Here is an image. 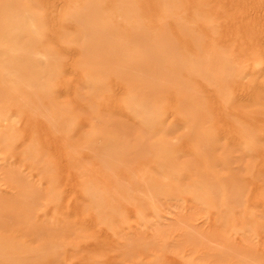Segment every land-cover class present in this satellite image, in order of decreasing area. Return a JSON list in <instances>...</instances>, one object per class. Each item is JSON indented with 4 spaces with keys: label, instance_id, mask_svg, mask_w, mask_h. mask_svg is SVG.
<instances>
[{
    "label": "rangeland",
    "instance_id": "rangeland-1",
    "mask_svg": "<svg viewBox=\"0 0 264 264\" xmlns=\"http://www.w3.org/2000/svg\"><path fill=\"white\" fill-rule=\"evenodd\" d=\"M11 1L0 264H264V0ZM138 140L156 146L125 155Z\"/></svg>",
    "mask_w": 264,
    "mask_h": 264
},
{
    "label": "bare ground",
    "instance_id": "bare-ground-1",
    "mask_svg": "<svg viewBox=\"0 0 264 264\" xmlns=\"http://www.w3.org/2000/svg\"><path fill=\"white\" fill-rule=\"evenodd\" d=\"M8 1H9V0H8ZM27 1H28V0H27ZM27 1H26V2H27ZM32 1H33V0H32ZM226 1H227V0H226ZM10 2H12V1L10 0ZM91 2H93V1H91ZM142 2H143V1H141V2H139V3L135 2V4L139 6L140 3H142ZM0 3H1V2H0ZM17 3H18V1H17ZM20 3H21V1L19 2V4H20ZM22 3L25 4V1L22 2ZM36 4H37V3H36ZM36 4H35V5H36ZM226 4H227V3H226ZM0 5H1V4H0ZM15 5H16V4H15ZM21 5H22V4H21ZM27 5H28V4H27ZM38 5H39V3H38ZM227 5H228V4H227ZM227 5H226V8H228ZM22 6H23V5H22ZM39 6H40V5H39ZM88 6H89V5H88ZM12 7H13V5H12ZM35 7H36V6H35ZM91 7H92V6H91ZM95 7H97V6H95ZM13 8H15V7H13ZM18 8H19V7H18ZM29 8H30V6H29ZM29 8H28V9H29ZM33 8H34V7H33ZM43 8H44V7H43ZM94 9H95V8H94ZM7 10H8V9H7ZM95 10H96V9H95ZM26 11H28V10H26ZM81 11H82V10H81ZM91 11H92V10H91ZM137 11H138V10H137ZM9 12H10V11H9ZM10 13H11V12H10ZM73 13H74V12H73ZM81 13H82V12H81ZM6 14H7V13H6ZM12 14H14V13L12 12ZM18 14H19V13H18ZM28 14H29V13H28ZM28 14H27V17L30 18L31 16L28 15ZM48 14H49V13H48ZM78 14H79V13H78ZM86 14H87V13H86ZM0 15H1V14H0ZM31 15L33 16V14H31ZM69 15H70V14H69ZM71 15H73V14H71ZM71 15H70V16H71ZM7 16H8V15H7ZM7 16H5L4 18H3V14L0 16V27H1V25H2V26L5 25L4 22H5L6 20H10ZM10 16H11V15H10ZM14 16H16V15L14 14ZM51 17H52V16H51ZM74 17H75V16H73V18H74ZM12 18H13V17H12ZM12 18H11V20L13 21V19H14L15 17H14L13 19H12ZM31 18H32V17H31ZM15 19H16V18H15ZM17 19H18V18H17ZM49 19H50V18H49ZM49 19H48V21H49ZM68 19H69V18H68ZM76 19H77V17H76ZM29 20H30V19H28L27 22H28ZM77 20H79V18H78ZM237 20H238L237 18H234L232 21H233V22H236ZM30 21H33V20L31 19ZM51 21H52V20H51ZM84 21H86V20H84ZM14 22H16V21L14 20ZM14 22H12V23H14ZM18 22H19V21H18ZM81 22H82V21H81ZM86 22H87V21H86ZM19 23L22 24V22H19ZM30 24H32V22H31ZM82 24H84V23H82ZM94 24H95V23H94ZM94 24H93V25H94ZM19 25H20V24H19ZM19 25H18V26H19ZM86 25H87V24H86ZM7 26H8V25H7ZM10 26H11V24H10ZM16 26H17V25H16ZM18 26H17V27H18ZM87 26H88V25H87ZM91 26H92V24H91ZM230 26L233 27V28H236V27H237V24H236V23H231ZM39 27H40V26H39ZM39 27H38V28H39ZM88 27H89V26H88ZM228 27H229V26H228ZM4 28H6V27H4ZM28 28H29V26L26 27V29H28ZM95 29H96V28H95ZM240 29H241V28H240ZM17 30H18V29H17ZM34 30H35V29H34ZM185 30H186V29H185ZM232 30H233V29H232ZM82 31H83V30H82ZM103 31H104V30H103ZM183 31H184V29H183ZM35 32H36V31H35ZM90 32H91V31H90ZM139 32H140V31H139ZM142 33H143V32H142ZM50 35L52 36L51 33H50ZM83 35H84V34H83ZM135 35H137V33H136ZM140 35H142V34H140ZM143 35H144V34H143ZM28 36H29V37H33V35H31V34L28 35ZM48 36H49V35H48ZM137 36H139V35H137ZM137 36H136V37H137ZM25 37H26V36H25ZM25 37H24V39H23V37L21 36V39H23V40L25 41ZM140 37H141V36H140ZM145 37H146V36H145ZM26 38H27V37H26ZM91 38H92V37H91ZM141 38L143 39V36H142ZM103 39H104V38H103ZM137 39H139V38L137 37ZM137 39H136V40H137ZM145 39H146V38H145ZM95 40H96V39H95ZM106 40H107V39H106ZM129 40H130V38H129ZM21 41H22V40H21ZM69 41H71V40H69ZM137 41H138V40H137ZM139 41H140V40H139ZM139 41H138V42H139ZM83 42H85V41H83ZM20 43H21V42L15 41V44H16L15 46H16V47H17V45L19 46ZM128 43H129V42H128ZM131 43H132V42H131ZM140 43H141V42H140ZM21 44H22V43H21ZM68 44H69V43H68ZM79 44H80V43H79ZM166 44H167V42H166ZM166 44H165V45H166ZM170 44H171V43H170ZM170 44H169V45H170ZM172 44H173V43H172ZM2 45H3V44H2ZM81 45H83V44H81ZM95 45H96V44H95ZM167 45H168V44H167ZM3 46H4V45H3ZM15 46H14V48H16ZM4 47H5V46H4ZM8 47H9V46H8ZM31 47H32V46H31ZM6 48H7V45H6ZM11 48H12V46H11ZM20 48H21V47H20ZM82 48H83V49H81V50H82L83 53H86V52H88V50H89L88 47L84 48V46H83ZM9 49H10V48H9ZM21 49H22V48H21ZM105 49H106V48H105ZM15 50H16V49H15ZM26 50H27V49H26ZM76 50H77V49H76ZM3 51H4V48H2V47L0 46V56H2V54L4 53ZM113 51H114V50H113ZM25 52H26V51H25ZM25 52H24V53H25ZM90 52H91V51H90ZM100 52H101V50H100ZM24 53H23V54H24ZM25 54H29V50H28V52L25 53ZM104 54H105V52H104ZM111 54H112V53H111ZM117 54H118V53H117ZM85 55H86V54H85ZM105 55H106V54H105ZM86 56H87V55H86ZM102 56H103V55H102ZM107 56H108V55H107ZM114 56H115V55H114ZM112 57H113V56H112ZM108 58H109V57H108ZM4 59H5V58H4ZM128 59H129V58H128ZM101 60H102V59H101ZM0 61H1V60H0ZM98 61H99V60H98ZM127 61H128V60H126V63H127ZM129 61H130V59H129ZM129 61H128V62H129ZM143 61H146V60L143 59ZM96 62H97V61H96ZM122 62H123V61H122ZM130 62H132V61H130ZM13 63H14V62H13ZM114 63H115V62H114ZM118 63H119V62H118ZM126 63H125V64H126ZM97 64H98V63H97ZM103 64H104V63H103ZM103 64H102V65H103ZM120 64H121V63H120ZM133 64H134V63H133ZM99 65H100V64H99ZM127 65H129V64L127 63ZM96 66H97V65H96ZM130 66H131V63H130ZM138 66H139V65H138ZM0 67H2V66H0ZM113 67H114V66H113ZM119 67H121V66H119ZM131 67H133V66H131ZM131 67H130V68H131ZM142 67H143V65H142ZM2 68H3V67H2ZM95 68H96V67H95ZM98 68L100 69V67H98ZM127 68H128V67H127ZM140 68H141V67H140ZM140 68H139V69H140ZM146 68H147V67H146ZM146 68H145V69H146ZM151 68H152V67H151ZM119 69H120V68H119ZM154 69H155V68H154ZM160 69H161V68H160ZM115 70H116V74H117V73H118V72H117V69H115ZM125 70H126V69H125ZM125 70H124V71H125ZM141 70H142V69H141ZM127 71H128V69H127ZM131 71H132V70H131ZM131 71H130V72H131ZM145 71H146V70H145ZM149 71H150V70H149ZM149 71H148V72H149ZM154 71H155V70H154ZM164 71H165V69H164ZM141 72H143V71H141ZM155 72H156V71H155ZM114 73H115V72H114ZM120 73H122V72L120 71ZM149 73H150V72H149ZM142 74H144V76H145V75H148V73L146 74L145 72H143ZM142 74L139 75L138 77L142 76ZM114 75H115V74H114ZM122 75H123V76H122ZM122 75H121V76L124 77V78L126 79V81H128V83L132 81L133 84H134V85H132V86H133L132 89H136V88H134V86H135L136 82H137L138 80H140V79L137 77V75L135 74V77H136V78L133 77V76H134L133 74H132L133 76H132L131 74H128V73H124V74H122ZM0 76H1V75H0ZM23 76H24V75H23ZM144 76H143V77H144ZM2 77H3V76H2ZM17 77H18V76H17ZM103 77H104V75H103ZM122 77H121V78H122ZM145 77H146V76H145ZM145 77H144V78H145ZM147 77H148V76H147ZM144 78H141V79H144ZM4 79H5V77H4ZM4 79H3V80H4ZM19 80H21V79H19ZM153 81H154V80H153ZM126 83H127V82H126ZM139 83H140V81H139ZM139 83H138V84H139ZM158 83H159V82H158ZM26 84H27V83H26ZM103 84H104L103 82L96 81V83H95V87H96V88H101V87H103ZM138 84H136V85H137V90H138V86H141V85H138ZM179 84H180V83H179ZM183 84H184V83H183ZM183 84H181V85H183ZM256 84H258V83H256ZM126 85H127V84H126ZM128 85H129V84H128ZM130 85H131V84H130ZM172 85H173V84H172ZM173 86H174V85H173ZM175 86H176V84H175ZM135 87H136V86H135ZM142 87H143V86H142ZM155 87H157V86H155ZM182 87H183V86H182ZM129 88H130V87H129ZM129 88H128V89H129ZM140 88H141V87H140ZM157 88H158V87H157ZM157 88H156V89H157ZM3 89H4V88H3ZM3 89H2L1 91H4ZM149 89H150V88H149ZM158 89H159V88H158ZM187 89H188V87H187ZM8 90H9V89H8ZM16 90H17V89H16ZM141 90H144V89L141 88ZM150 90H151V89H150ZM185 90H186V89H185ZM5 91H6V90H5ZM9 91H10V90H9ZM9 91H8V92H9ZM133 91H135V90H133ZM148 91H149V90H148ZM151 91H152V90H151ZM188 91H189V90H188ZM6 92H7V91H6ZM3 93H4V92H1L2 95L5 94V93H4V94H3ZM137 93L139 94V91H138ZM27 94H28V93H27ZM34 94H35V90H34ZM2 95H1V96H2ZM23 95H24V94H23ZM186 95H187V94H186ZM189 95H190V94H189ZM1 96H0V97H1ZM177 96H178V95H177ZM191 96H192V94H191ZM3 97H4V96H2V99H3ZM7 97H8V95H7ZM137 97H138L139 99H141V98H140L141 96L139 97V96L137 95ZM187 97H188V96H187ZM8 98H9V97H8ZM26 98H28V97H26ZM144 98H145V97H144ZM180 98L182 99V97H180ZM180 98H179V99H180ZM183 98H184V95H183ZM9 99H10V98H9ZM130 99H132V98L130 97ZM133 99H134V98H133ZM142 99H143V97H142ZM146 99H148V101H149V97L146 98ZM186 99H187V98H185V101L188 102ZM190 99H191V98H190ZM32 100H33V99H32ZM144 100H145V99H143V100H141V101H144ZM1 101H2V100H1ZM7 101H8V100H7ZM139 101H140V100H139ZM146 101H147V100H145V102H146ZM180 101H181V100H180ZM193 101H194V99H193ZM31 102H32V101H31ZM182 102H183V100L181 101V103H182ZM195 102H196V101H194V103H195ZM32 103H33V102H32ZM32 103H31V104H32ZM134 103H135V102H134ZM183 103H184V102H183ZM183 103H182V104H183ZM190 103H191V100H190ZM190 103L188 102V103H184V104H186L185 106L187 107L188 104H190ZM129 104H130L131 106H133L130 102H129ZM130 105H129V106H130ZM195 105H196V104H195ZM129 106H128V107H129ZM183 106H184V105H183ZM192 106H193V104H192ZM196 106H197V105H196ZM193 107H195V106H193ZM201 107H202V106H201ZM204 108H206V107H204ZM195 109H198V108L195 107ZM199 110H200V109H199ZM199 110H198V111H199ZM205 110H207V109H205ZM35 111H36V110H35ZM136 111H137V110H136ZM181 111H182V110H181ZM207 111H208V110H207ZM124 112H125V111H124ZM184 112L188 114L189 111L185 109ZM199 112H200V111H199ZM199 114H200V113H199ZM202 115H203V114H202ZM112 116H113V117H112L113 120L116 121V120H115L116 118L114 119V115H112ZM188 116H189V115H188ZM203 116H204V115H203ZM108 117H109V116H108ZM127 117H128V116H127ZM106 118H107V117H106ZM110 119H111V118H110ZM113 120H112V121H113ZM203 120H204V119H203ZM195 121L197 122V119H196ZM201 121H202V120H201ZM54 123H55V122H54ZM106 123H107V121H106ZM115 123H116V124H117V123H118V124H123L124 122H123V123H121V122L119 123L118 120H117V122H115ZM124 124H125V123H124ZM194 124H195V122H194ZM52 125H53V124H52ZM114 125H115V124H114ZM101 126H102V125H101ZM101 126H100V127H101ZM103 126H104V125H103ZM108 126H109V125H108ZM108 126H107V127H108ZM118 126H119V128H120V125H118ZM198 126H199V125H198ZM122 127H123V125H122ZM122 127H121V128H122ZM125 127H126V126H125ZM125 127H124V129H125ZM40 128H41V127H40ZM43 128L46 129V127H43ZM43 128H42V129H43ZM195 128H196V126H195ZM22 129H23V128H22ZM54 129H55V128H54ZM104 129H105V128H104ZM111 129H112V128H111ZM127 129H128V127H127ZM129 129H130V128H129ZM160 129H161V128H160ZM211 129H212V128H211ZM39 130H40V129H39ZM90 130H92V129H90ZM114 130H115V128H114ZM116 130H117V129H116ZM121 130H122V129H120V131H121ZM219 130H220V129H219ZM105 131H106V130H105ZM111 131H112V130H111ZM124 131H125V130H124ZM128 131L130 132V130H128ZM158 131H160V130H158ZM195 131H196V129H195ZM195 131H193V132H195ZM197 131H199V130H197ZM26 132H28V131H26ZM116 132H117V131H116ZM126 132H127V130H126ZM129 132H128V133H129ZM199 132H200V134H202L201 130H200ZM121 133H122V131H121ZM157 133H158V132H157ZM157 133H156V134H157ZM222 133H223V131H222ZM9 134H10V133H9ZM114 134H115V133H114ZM130 134H131V133H129V135H130ZM189 134L191 135V133H189ZM193 134H195V133H193ZM198 134H199V133H198ZM203 134H205V133H203ZM93 135H94V133H93ZM126 135H127V134H124L123 136H126ZM129 135H127V138H130ZM210 135H211V134H210ZM12 136H13V135H12ZM100 136H101V135H100ZM103 136H105V135L103 134ZM131 136H133V135H131ZM211 136H212V135H211ZM15 137H16V136H15ZM107 137H110V136L107 134L106 138H107ZM136 137H138V136H135L133 140H135V139L137 140ZM202 137H203V136H202ZM205 137H206V136H205ZM209 137H210V136H209ZM92 138H93V137H92ZM101 138H102V137H101ZM104 138H105V137H104ZM111 138H113V137H111ZM115 138H116V137H115ZM119 138H121V136H119ZM131 138H132V137H131ZM138 138H139V137H138ZM194 138H195V137H194ZM198 138H199V137H198ZM198 138H197L196 140L200 141ZM192 139H193V137H192ZM200 139H201V138H200ZM208 139H210V138H208ZM92 140H93V139H92ZM95 140H97V139L95 138ZM95 140H94V141H95ZM98 140H99V139H98ZM98 140H97V142L95 141L96 144H93V146L96 147L95 149H96V150L100 149L102 152H103V151H106L107 148L105 149V147H108V146H109V144H108L109 141H107V140H109V138H107L105 141H104V139H103V142H100V141H98ZM118 140H119V139H118ZM124 140H126V137H125ZM124 140L121 139V140H119V141H120L121 143H123V142H124V143H127V140H126V142H125ZM129 140L131 141V139H128V141H129ZM202 140H203V139H202ZM202 140H201V141H202ZM94 141H93V142H94ZM111 141H113V140L110 139V143H111ZM205 141H206V140H205ZM234 141H235V140H234ZM115 142H116L117 144L120 143V142L116 141V139H115ZM135 142H138V143H135ZM135 142H134V144H133V141H132V144H133V145L130 146L131 144H129L130 147H129V148L127 147L125 150H123L124 153H125L126 151L128 152V153H125V155H126V154H129V153H130L129 151H131L132 155H135L133 158H135V157L138 158L139 156H140V157H141V156H144V153H146V151H147L149 148H151V150H152V148H153V144H154V143H152V146H150L147 142H144V140H143V142L141 141L142 143L139 142V140H138V141H135ZM124 143H123V145H124ZM128 143H129V142H128ZM128 143H127V144H128ZM130 143H131V142H130ZM150 143H151V142H150ZM167 143H169V142H167ZM198 143H200V142H198ZM198 143H197V144H198ZM113 144H114V143L112 142V145H113ZM117 144H114V145H113L114 148H112V150L110 149V147L108 148V151H111V152L113 151V152H112V155H111V154L109 155V156L111 157V160L113 159L112 156H113V155H116V153H114V151L116 150V147H115V146H119V145H120V144H118V145H117ZM127 144H125V146H126ZM169 144H170V143H169ZM200 144H202V145L204 146L203 143H200ZM154 145L156 146V144H154ZM193 145H194V144H193ZM4 146H5V145H4ZM7 146L9 147V145H7ZM53 146H54V145H53ZM91 146H92V145H91ZM120 146H121V145H120ZM125 146H124V148H125ZM195 146H196V145H195ZM200 146H201V145H200ZM203 146H201V147H203ZM5 147H6V146H5ZM111 147H112V146H111ZM164 147H165V146H164ZM168 147H169V146H168ZM121 148H123V146H122ZM154 149H155V148H154ZM157 149H158V147H157ZM189 149H190V148H189ZM202 149H203V148H202ZM89 150H90V149H89ZM100 150H99V151H100ZM121 150H122V149H121ZM196 150H197V148H196ZM204 150H205V148H204ZM57 151H58V150H57ZM57 151L55 150V152H57ZM60 151H61V150H60ZM118 151L120 152V149H119V150H118V149L116 150L117 154H119ZM153 151H154V150H153ZM205 151H206V150H205ZM123 152H122V155H124ZM166 152H167V151H166ZM206 152H207V151H206ZM206 152H204V154H205ZM208 152H209V151H208ZM58 153H59V152H58ZM63 153H64V152H63ZM159 153H160V154H159L160 156H161V155H164L161 151H159ZM161 153H162V154H161ZM199 153L201 154V152H199ZM209 153H210V152H209ZM151 154H153V153H151ZM157 154H158V153H157ZM175 154H176V153H175ZM190 154H191V153H190ZM120 155H121V154H120ZM122 155H121V156H122ZM155 155H156V154H155ZM63 156H64V154H63ZM63 156H62V157H63ZM95 156H96V155H95ZM121 156H120V158H122ZM100 157H101V156H100ZM157 157H158V156H157ZM161 157H162V156H161ZM161 157H160V158H161ZM169 157H171V156H169ZM192 157H193V156H192ZM202 157H203V156H202ZM172 158H173V157H172ZM258 158H259V157H258ZM178 159H180V158H178ZM260 159H261V158H260ZM260 159H259V160H260ZM63 160H64V159H63ZM159 160H160V159H159ZM171 160H172V159H171ZM192 160H193V159H192ZM206 160H207V159H206ZM259 160H258V161H259ZM66 161H67V160H66ZM108 161H109V160H108ZM108 161L106 160V162H108ZM172 161H173V160H172ZM172 161H171V162H172ZM62 162H64V161H62ZM161 162H162V161H161ZM163 163H164V162H163ZM169 163H170V162H169ZM172 163H173V162H172ZM208 163H209V162H208ZM167 164H168V163H167ZM176 164H177V163H176ZM210 164H211V163H210ZM62 165H63V164H62ZM163 165H164V164H163ZM165 165H166V164H165ZM177 165H178V164H177ZM177 165H176V166H177ZM157 166H159V165H157ZM161 166H162V165H161ZM179 166H180V165H179ZM164 167H165V166H164ZM166 167H167V166H166ZM64 168H65V167H64ZM167 168H168V167H167ZM109 169H110V168H109ZM174 169H175V168H174ZM179 169H180V168H179ZM200 169H201V168H200ZM165 170H166V168H165ZM176 170H177V169H176ZM176 170H175V171H176ZM172 171H173V170H172ZM192 171H193V170H192ZM201 172H202V171H201ZM201 172H200V173H201ZM191 173H192V172H191ZM200 173H199V171L197 172V174H200ZM202 173H203V172H202ZM113 174H114V173H113ZM134 174H135V173H134ZM192 174H193V173H192ZM197 174H196V175H197ZM171 175H173V174H171ZM204 175H205V174L200 175V176L203 177ZM200 176H199V177H200ZM199 177H198V175H197V178H199ZM204 177H205V176H204ZM204 177H203V178H204ZM212 177H213V176H212ZM132 178H133V177H132ZM195 178H196V177H195ZM194 180L196 181V179H194ZM200 180L202 181L203 179L199 178V180L197 179V182L200 181ZM230 180L233 181V179H230ZM235 180H237V179H235ZM201 181H200L199 183H201ZM213 181H214V180H212V182H213ZM216 181H217V180H216ZM225 181H226V180H225ZM12 182H13V181H12ZM204 182H205V181H204ZM209 182H210V181H209ZM221 182H223V179H222ZM214 183H215V182H214ZM228 183H229V181H228ZM232 183H233L234 185H236V184L234 183V181H233ZM16 184H17V183H16ZM125 184H126V183H125ZM223 184H224V182H223ZM230 184H231V182H230ZM202 185H203V183H202ZM204 185H205V184H204ZM215 185H217V184H215ZM234 185H233V186H234ZM205 186H206V185H205ZM213 186H214V184H213ZM233 186H232V187H233ZM181 187H182V186H181ZM198 187H199V185H198ZM206 187H207V186H206ZM238 187H239V186H238ZM183 188H184V187H183ZM200 188H201V187H200ZM215 188H216V187H215ZM229 188H230V190H231L232 193L235 192V191L233 192V190H232L233 188L231 189V185H230ZM239 188H240V187H239ZM241 188H242V186H241ZM24 190H25V189H24ZM86 190H87V189H86ZM236 190H237V189H236ZM243 190H244V189H243ZM237 191H238V190H237ZM240 192H241V191H239V193H240ZM242 192H243V191H242ZM242 192H241V193H242ZM95 193H96V191H95ZM225 193H226V192H225ZM237 193H238V192H237ZM241 193H240V194H241ZM90 194H91V193H90ZM92 194H94V193L92 192ZM229 195H231V194H229ZM234 195H235V194H234ZM236 195H237V194H236ZM211 196H212V195H211ZM225 196H227V195L225 194L224 197H225ZM212 197H213V196H212ZM218 197H219V195H218ZM227 197H228V196H227ZM230 197H232V196H230ZM233 197H234V196H233ZM235 197H236V196H235ZM235 197H234V198H235ZM212 199H213V198H212ZM217 199H218V198H217ZM228 199H229V198H228ZM228 199H227V200H228ZM234 200H235V199H233L232 201H234ZM98 201H99V200H98ZM98 201H97V203H98ZM219 201H220V200H219ZM232 201H228V202H232ZM236 201H237V200H236ZM99 203H100V202H99ZM217 203H218V202H217ZM219 203H220V202H219ZM95 204H96V203H95ZM229 204H230V203H229ZM99 206H100V205H99ZM48 210H49V209H48ZM88 219H89V218H88ZM94 219H95V218H94ZM95 221H96V220H95ZM93 223H94V222H93ZM104 229H105V228H104ZM103 232H104V231H103ZM103 232H102V233H103ZM106 234H107V233H106ZM106 234H105V235H106ZM109 237H110V236H109ZM221 242H222V241H221ZM0 243H1V242H0ZM1 244H2V243H1ZM213 244H215V243H213ZM218 245H219V244H218ZM0 246H1V245H0ZM12 247H13V245H12ZM3 248H4V247H3ZM4 249H5V248H4ZM0 250H3V249H2V246H1V249H0ZM3 251H4V250H3ZM10 252H11V251H10ZM1 253H2V251H1ZM1 253H0V254H1ZM6 253H7V252H6ZM8 254H9V253H8ZM12 254H13V253H12ZM14 254H15V253H14ZM18 254H19V253H18ZM4 255H5V253H4ZM4 255H3V253H2V257H4ZM15 255H16V254H15ZM6 256H9V255H6ZM11 256H12V255H11ZM18 257H19V259H20V255H19ZM170 258H171V256H170ZM16 259H17V258H16ZM23 259H24V258H23ZM25 259H26V258H25ZM14 260H15V259H14ZM20 260H22V259H20ZM20 260H17V261H20ZM2 262H3V261H2ZM24 262H25V261H24ZM10 263H11V262H10ZM21 263H22V262H21ZM32 263H33V262H32ZM36 263H37V262H36ZM7 264H9V263L7 262ZM11 264H12V263H11ZM22 264H23V263H22Z\"/></svg>",
    "mask_w": 264,
    "mask_h": 264
}]
</instances>
